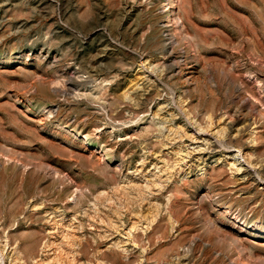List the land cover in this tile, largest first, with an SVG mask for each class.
Listing matches in <instances>:
<instances>
[{
	"label": "rangeland",
	"instance_id": "obj_1",
	"mask_svg": "<svg viewBox=\"0 0 264 264\" xmlns=\"http://www.w3.org/2000/svg\"><path fill=\"white\" fill-rule=\"evenodd\" d=\"M0 250L264 264V0H0Z\"/></svg>",
	"mask_w": 264,
	"mask_h": 264
},
{
	"label": "bare ground",
	"instance_id": "obj_2",
	"mask_svg": "<svg viewBox=\"0 0 264 264\" xmlns=\"http://www.w3.org/2000/svg\"><path fill=\"white\" fill-rule=\"evenodd\" d=\"M174 1V0H173ZM174 9V8H173ZM175 14V13H174ZM167 18V17H166ZM171 23V22H170ZM1 251V250H0Z\"/></svg>",
	"mask_w": 264,
	"mask_h": 264
}]
</instances>
